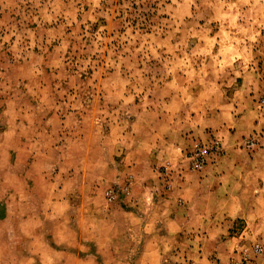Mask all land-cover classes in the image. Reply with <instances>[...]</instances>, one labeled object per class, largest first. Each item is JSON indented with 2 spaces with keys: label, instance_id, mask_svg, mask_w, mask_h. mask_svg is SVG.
<instances>
[{
  "label": "rangeland",
  "instance_id": "1",
  "mask_svg": "<svg viewBox=\"0 0 264 264\" xmlns=\"http://www.w3.org/2000/svg\"><path fill=\"white\" fill-rule=\"evenodd\" d=\"M141 249L264 264V0H0V264Z\"/></svg>",
  "mask_w": 264,
  "mask_h": 264
},
{
  "label": "crops",
  "instance_id": "2",
  "mask_svg": "<svg viewBox=\"0 0 264 264\" xmlns=\"http://www.w3.org/2000/svg\"><path fill=\"white\" fill-rule=\"evenodd\" d=\"M242 159L243 158L239 156L234 157L233 155L232 157H230L229 155L226 154L217 163V166H214V171H211L212 173H214L213 175L212 174L211 175L213 179L216 180L215 182L217 183V186H215L217 188L212 189V191L220 190V192L226 193V196H224L226 200L229 198L228 195L231 196L232 193H237L235 192L236 187H237L235 184H238L240 182L239 176L242 171L241 169H239V167L241 166L239 162ZM232 203H233V206H238V205L242 206L244 204V201H241L238 198L237 199L234 198ZM143 249H141L140 251V258L137 259L136 264H141L139 260L143 256V253H144Z\"/></svg>",
  "mask_w": 264,
  "mask_h": 264
},
{
  "label": "built area",
  "instance_id": "3",
  "mask_svg": "<svg viewBox=\"0 0 264 264\" xmlns=\"http://www.w3.org/2000/svg\"><path fill=\"white\" fill-rule=\"evenodd\" d=\"M255 138L254 137H252L251 139H249V140H245V144L247 145V146H250V145H253V140H254ZM218 142L219 141H214V144H213V149H218ZM203 152L204 151H201V153L203 154ZM107 196H108V198L109 199H112L113 198V195L111 194V192L110 191H107ZM255 250L257 251V252H261L262 250H263V248H262V246L261 245H259V244H256L255 245ZM225 264H243V262H241V261H231V262H227V263H225Z\"/></svg>",
  "mask_w": 264,
  "mask_h": 264
}]
</instances>
